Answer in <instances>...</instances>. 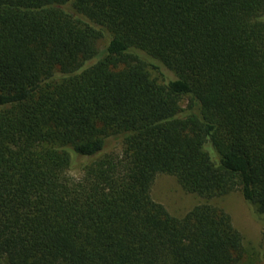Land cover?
Listing matches in <instances>:
<instances>
[{
    "label": "trees",
    "instance_id": "obj_1",
    "mask_svg": "<svg viewBox=\"0 0 264 264\" xmlns=\"http://www.w3.org/2000/svg\"><path fill=\"white\" fill-rule=\"evenodd\" d=\"M263 15L264 0H0V264H242L209 200L239 191L264 225ZM157 174L204 201L171 215Z\"/></svg>",
    "mask_w": 264,
    "mask_h": 264
},
{
    "label": "rangeland",
    "instance_id": "obj_2",
    "mask_svg": "<svg viewBox=\"0 0 264 264\" xmlns=\"http://www.w3.org/2000/svg\"><path fill=\"white\" fill-rule=\"evenodd\" d=\"M103 44L104 42L99 45ZM164 73L168 77H172V73L169 71ZM108 151L119 153L120 147ZM71 157L73 164L69 169V174L77 177L86 160L73 154ZM150 196L155 202L162 204L171 215L177 217L183 216L193 206L204 201L194 194L183 191L173 176L165 174L155 176L150 186ZM209 203L221 207L229 215L233 227L240 233L244 248L242 264H264L262 257L264 252V225L253 215L251 207L242 198L240 192L232 191L224 196L209 200Z\"/></svg>",
    "mask_w": 264,
    "mask_h": 264
}]
</instances>
